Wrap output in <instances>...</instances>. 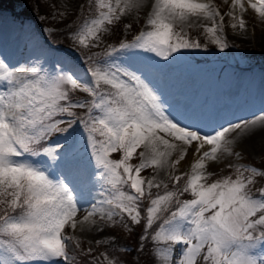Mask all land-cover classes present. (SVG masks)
Segmentation results:
<instances>
[{"label": "snow or ice", "instance_id": "snow-or-ice-1", "mask_svg": "<svg viewBox=\"0 0 264 264\" xmlns=\"http://www.w3.org/2000/svg\"><path fill=\"white\" fill-rule=\"evenodd\" d=\"M92 6L95 17L84 19L74 34L85 48L99 47L107 26L141 9L144 0H93ZM248 8L264 20V0H231V28H246ZM194 18L211 21L198 26L220 51L229 47L225 17L211 0H154L146 20L150 30L89 56L86 79L63 68L48 75L38 66L12 67L0 60V264H74L69 249H79L81 242L66 228L75 233L78 226H96L97 218L115 226L125 216L142 225L140 250L148 240L156 248L150 264H264V188L255 196L248 190L253 176L264 171L241 166L235 178L209 183L213 174L206 170V161L233 154L236 137L264 126V114L215 127L183 124L151 80L118 62L141 53L170 61L182 50H206L184 31ZM77 91L88 98L74 99ZM77 123L87 133L94 168L88 182L104 193L82 218L73 177H54L50 171L73 166ZM57 134L63 142L51 143ZM174 141L185 146L176 160L171 159L178 148ZM193 144L197 158L191 171L169 173L172 189L155 176L141 175L148 168L157 174L175 169ZM116 153L119 158H112ZM134 157L139 163H130ZM161 186L164 191L153 196L151 190ZM186 194L190 198L181 199ZM145 199L149 206L142 216Z\"/></svg>", "mask_w": 264, "mask_h": 264}, {"label": "rangeland", "instance_id": "rangeland-1", "mask_svg": "<svg viewBox=\"0 0 264 264\" xmlns=\"http://www.w3.org/2000/svg\"><path fill=\"white\" fill-rule=\"evenodd\" d=\"M13 1L18 5L16 10L20 11L31 0ZM153 3L154 0H144V6L141 9L134 10L115 24L107 26L109 31L101 34L99 47L87 48L78 44L74 39V34L84 19L95 17V7H89L93 4V0H38L39 7L36 5L32 10L33 20L27 18L19 20L12 17L8 11L0 9V31L11 36L18 35L20 38L17 44L12 47L10 58L4 59V56H0V60H4L12 67L38 66L42 74L48 75H54L63 68L65 71L75 72L78 76L86 79L89 56L102 52L109 44L118 45L121 41H131L141 31L150 30L146 25V20ZM211 3L225 17L223 36L229 44L226 50L220 51L215 44L211 43V37L205 34L202 27L198 26L200 24L210 26L211 21L194 18L191 22L193 26H186L184 31L188 34L189 39L198 40L202 45H207L206 50L203 48L182 50L174 54L176 58L173 60L170 58V61H163L160 58L149 60L145 57H150L152 54L148 53L121 57L118 61L124 66L139 70L151 80L166 102L165 107L174 115L176 114L166 101L168 91L174 94V109L179 102H186L188 105L190 100L194 101L195 117L190 119L192 124H189L192 126L200 124L199 122H202V127L204 125L218 126L216 124L218 123L217 114L227 115L230 110H234L233 108L237 104L242 107L241 109H247L248 113L243 116L239 114L240 117L237 116L230 122L234 123L251 119L260 113L264 114L262 112L264 110V94L261 95L259 92L262 89L261 86L264 91V20L254 10L248 8L243 13L246 28L243 30L233 29L230 25L235 21L227 15L230 11L231 0H211ZM125 24H131L132 27L126 28ZM45 36H48L51 44H45ZM2 50H4L3 46ZM199 78H201V82H198L199 91H197L193 88V84ZM76 94L78 95L77 99L88 98L87 94L83 92L77 91ZM212 115H215L217 122H213ZM176 117L178 118V115ZM72 135L76 141L73 166L71 169L54 168L50 171L54 177H61L62 174H70L73 177V184L77 188L76 195L81 207L78 218H82L86 214L84 209L90 208L91 203L101 199L104 193L99 184L93 187L87 179L94 168L87 143V133L84 131L83 125L75 124ZM233 135L235 136V134ZM259 136L260 139L253 138L252 142L247 139V134L238 136L236 137L237 141L235 140L232 145V155L225 153L219 155L217 161H206L207 172L213 174L208 182L211 183L226 176L235 178L236 168L241 166L255 167L264 171V129L260 131ZM51 142L53 144L63 142V137L57 134L52 137ZM174 142L178 148L173 152L172 160L178 159L181 149L185 148L182 142ZM142 150L138 149V152ZM235 153H239V155ZM119 156L120 154L116 153L112 158L118 159ZM196 158L195 144H193L187 147L185 159L175 169H167L156 174L155 170L148 168L143 170L141 175L146 180L155 176L157 182L163 181L168 184L169 189H172L173 183L169 179V173L172 175L190 173V165ZM130 163H139L138 157H134ZM244 175L247 177L251 173L245 172ZM262 188H264V176H253V183L248 186L249 192L252 194V191H259ZM151 191L155 196L158 191L163 192L164 189L161 186L159 190L153 188ZM186 198L190 197L187 194L181 197V199ZM147 206H149V200L145 199L141 207L146 209ZM143 216H146V212ZM129 222L130 218L125 216L123 224L117 223L115 226H111L110 223L101 222L97 218L95 227L97 230H105H99L101 235L96 237L89 235L84 230L88 225L78 228L75 233L66 228V234L76 235L81 242L79 249L74 247L69 249L75 255L74 264H92L93 261L106 264L105 257L116 261L117 264H123L119 257L127 256V254L124 248H118L120 245L118 233ZM146 244L147 254L143 264H150L156 248L150 240Z\"/></svg>", "mask_w": 264, "mask_h": 264}, {"label": "bare ground", "instance_id": "bare-ground-1", "mask_svg": "<svg viewBox=\"0 0 264 264\" xmlns=\"http://www.w3.org/2000/svg\"><path fill=\"white\" fill-rule=\"evenodd\" d=\"M19 36L18 35H13L11 36L10 34L8 33H4L2 31H0V56H4V59L9 57V55L11 56L12 53H11V50H12V47L14 45L17 44V41L19 40ZM234 39V38H233ZM238 40V39H237ZM240 41V40H239ZM3 46V49L2 50V46ZM10 58V57H9ZM11 60V59H10ZM9 63V62H8ZM203 81V79H202ZM198 82H201V78L199 79H196L195 83L193 84V88L196 89L197 91H199V88H197L198 86ZM206 82V81H205ZM196 85V86H195ZM262 89H260V93L261 95L264 94V91H263V86H261ZM205 88V86H204ZM233 91V90H232ZM212 92V90H211ZM210 92V93H211ZM209 93V94H210ZM213 94V93H212ZM264 96V95H263ZM264 98V97H263ZM173 99H174V94H172V92L168 91L167 93V97H166V101L168 102V104L170 105V107L172 108V110L174 111V113L176 115H178V119L180 120L181 123L183 124H192V120L190 119H193L195 116H194V113H195V104H194V101L190 100L188 102V105H186L187 103H182V102H179L176 106H175V109L173 108ZM263 103H264V100H263ZM243 104V103H241ZM253 105V104H252ZM242 107L239 106V104H237V106H235V108H233L234 110H230V113L227 114V115H218L217 114V121L218 123H216L218 126L220 124H226V123H229L230 121H232L235 117L242 115H247L248 111L247 109H241ZM201 110V109H200ZM223 111V109H222ZM246 113V114H245ZM236 114V115H235ZM251 114V113H250ZM255 114V113H254ZM261 114V113H260ZM200 115V114H199ZM213 116V115H212ZM240 117V116H239ZM255 117V116H254ZM253 117V118H254ZM216 117L215 115L212 117V120H214L213 122H217L215 121ZM200 125L202 124V122H199ZM210 125V124H209ZM195 126V124H194ZM264 129V126H260V125H257L253 128H250L248 130V132L246 133L247 134V139L250 140L251 142L253 141V138L256 139H260L259 137V133L261 130ZM244 139V138H243ZM242 140V139H241ZM237 141V140H236ZM246 141V140H245ZM245 143V142H244ZM261 143V142H260ZM243 146V145H242ZM244 147V146H243ZM251 148V147H250ZM154 173V172H153ZM157 174V173H156ZM164 177V176H163ZM97 196V195H96ZM88 198V197H87ZM95 198V197H94ZM92 199V198H90ZM78 228H80L78 226ZM77 228V229H78ZM84 230H86V232L89 234V235H92L93 237H96V236H100V232L99 230H97V228L95 226H86L84 228Z\"/></svg>", "mask_w": 264, "mask_h": 264}, {"label": "trees", "instance_id": "trees-1", "mask_svg": "<svg viewBox=\"0 0 264 264\" xmlns=\"http://www.w3.org/2000/svg\"><path fill=\"white\" fill-rule=\"evenodd\" d=\"M38 5V0H31L25 6H23L20 11H17V4L13 0H0V9L8 11L12 14V17L17 18L19 20H24L25 18L33 20L32 10L34 7ZM45 44H51L48 40V36H45ZM78 95L74 94V99H77ZM78 113L82 110H77ZM52 143V142H51ZM173 187V185H172ZM171 187V188H172ZM258 191H252V194H257ZM142 208V207H141ZM144 215V211L142 208V216ZM143 221V220H142ZM144 222V221H143ZM142 222V223H143ZM124 228L119 231L118 235L120 237V245L118 248H124L127 256H120L119 258L123 261V264H143L146 256V248L147 244L144 242V250L141 251L139 248V237L142 234V225H133L131 221L127 226H123ZM131 229V231L129 230ZM117 233V232H116ZM92 264H102L99 261H93Z\"/></svg>", "mask_w": 264, "mask_h": 264}]
</instances>
